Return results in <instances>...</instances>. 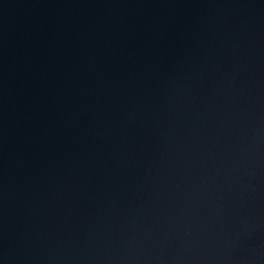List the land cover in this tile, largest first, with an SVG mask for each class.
<instances>
[{
  "label": "water",
  "instance_id": "1",
  "mask_svg": "<svg viewBox=\"0 0 264 264\" xmlns=\"http://www.w3.org/2000/svg\"><path fill=\"white\" fill-rule=\"evenodd\" d=\"M0 264H264V0H0Z\"/></svg>",
  "mask_w": 264,
  "mask_h": 264
}]
</instances>
